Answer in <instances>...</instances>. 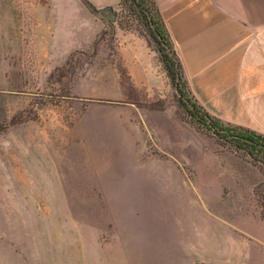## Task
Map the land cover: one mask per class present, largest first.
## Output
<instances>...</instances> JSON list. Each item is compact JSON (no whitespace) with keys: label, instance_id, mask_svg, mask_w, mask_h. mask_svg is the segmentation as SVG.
<instances>
[{"label":"rangeland","instance_id":"1","mask_svg":"<svg viewBox=\"0 0 264 264\" xmlns=\"http://www.w3.org/2000/svg\"><path fill=\"white\" fill-rule=\"evenodd\" d=\"M46 2L0 0V264H264V164L184 122L161 66L134 86L115 35L155 43L126 6L63 56L95 25Z\"/></svg>","mask_w":264,"mask_h":264},{"label":"crops","instance_id":"2","mask_svg":"<svg viewBox=\"0 0 264 264\" xmlns=\"http://www.w3.org/2000/svg\"><path fill=\"white\" fill-rule=\"evenodd\" d=\"M87 1L96 10L107 7L116 10L121 0ZM65 2L76 4L95 28L84 39L77 40L75 47L64 48L63 56L88 47L104 28L102 19L92 14L81 0H47L45 6L52 24L68 22L67 10L62 9ZM154 2L198 103L223 123L264 136V0ZM115 37L118 55L131 82L139 88L149 86L152 75L161 66L156 52L134 33L118 32ZM70 42L73 40L68 34L62 36L52 30L53 53Z\"/></svg>","mask_w":264,"mask_h":264},{"label":"trees","instance_id":"3","mask_svg":"<svg viewBox=\"0 0 264 264\" xmlns=\"http://www.w3.org/2000/svg\"><path fill=\"white\" fill-rule=\"evenodd\" d=\"M81 1L94 14L96 9L90 2ZM119 6H126L146 25L155 43L154 51L158 61L178 93V108L181 109V119L196 132L209 133L217 142L228 145L236 152H244L251 160L264 164L263 135L239 126L223 123L218 118L211 116L195 99L184 78L182 64L154 0H121ZM14 123L16 122L13 117L8 124L0 125V132Z\"/></svg>","mask_w":264,"mask_h":264},{"label":"water","instance_id":"4","mask_svg":"<svg viewBox=\"0 0 264 264\" xmlns=\"http://www.w3.org/2000/svg\"><path fill=\"white\" fill-rule=\"evenodd\" d=\"M105 12H107V18H106V19L104 18V13H105ZM94 14H95L97 17H99L100 19L105 20V21H106L108 24H110V26L112 27L110 21H112V20L115 19V17H116V13L114 12V10H113L111 7H107V8L101 9V10H96V11L94 12ZM175 93H176V95L178 96V93H177L176 89H175Z\"/></svg>","mask_w":264,"mask_h":264}]
</instances>
